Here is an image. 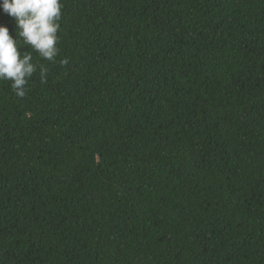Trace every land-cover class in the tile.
<instances>
[{
	"label": "trees",
	"instance_id": "16d2710c",
	"mask_svg": "<svg viewBox=\"0 0 264 264\" xmlns=\"http://www.w3.org/2000/svg\"><path fill=\"white\" fill-rule=\"evenodd\" d=\"M61 3L0 81V264H264V0Z\"/></svg>",
	"mask_w": 264,
	"mask_h": 264
},
{
	"label": "clouds",
	"instance_id": "9594fccd",
	"mask_svg": "<svg viewBox=\"0 0 264 264\" xmlns=\"http://www.w3.org/2000/svg\"><path fill=\"white\" fill-rule=\"evenodd\" d=\"M62 7L61 0H0V10L16 25L14 38L9 28L0 24V81H10L17 97L26 96L28 82L37 71L41 82H46L48 69L21 49L27 46L46 61L56 60Z\"/></svg>",
	"mask_w": 264,
	"mask_h": 264
}]
</instances>
